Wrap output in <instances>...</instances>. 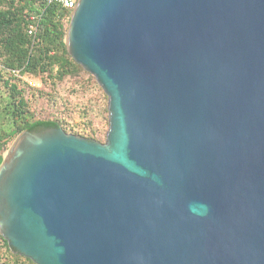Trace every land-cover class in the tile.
Here are the masks:
<instances>
[{
    "label": "water",
    "instance_id": "obj_1",
    "mask_svg": "<svg viewBox=\"0 0 264 264\" xmlns=\"http://www.w3.org/2000/svg\"><path fill=\"white\" fill-rule=\"evenodd\" d=\"M104 142L3 146L0 232L36 264H264V0H78L64 36Z\"/></svg>",
    "mask_w": 264,
    "mask_h": 264
},
{
    "label": "trees",
    "instance_id": "obj_2",
    "mask_svg": "<svg viewBox=\"0 0 264 264\" xmlns=\"http://www.w3.org/2000/svg\"><path fill=\"white\" fill-rule=\"evenodd\" d=\"M68 15L48 0H0V150L23 130L51 127L104 140L105 130L99 124L107 127L109 123L108 96L67 51L64 36ZM30 23L36 25L33 33L28 32ZM26 75L41 84H31L23 79ZM62 83L70 93L87 92L85 100L78 103L80 124L70 120V111L65 112L69 104L60 91ZM0 264L36 263L15 252L0 232Z\"/></svg>",
    "mask_w": 264,
    "mask_h": 264
},
{
    "label": "rangeland",
    "instance_id": "obj_3",
    "mask_svg": "<svg viewBox=\"0 0 264 264\" xmlns=\"http://www.w3.org/2000/svg\"><path fill=\"white\" fill-rule=\"evenodd\" d=\"M68 22L66 24V27H68ZM82 76H83V78L86 77V75L83 74V73H82ZM25 78L31 80L34 85H38L39 86L41 84L40 80L37 79V78L36 79H32V78H29L27 75L23 76V79H25ZM59 86H60V91L62 92V95L66 97L67 103L69 104L68 107H66L67 109H66L65 112L68 113V111H70V116H69L70 120L72 122H74V123L80 124L81 123V118H80V114H79L78 103L81 102L82 100H85V98L87 96V92L86 93H81V91L79 90L78 93H70L69 89H68L69 87L67 86L66 83H62ZM42 106L45 107V103L44 102L42 103ZM47 109L49 111H52L53 108H52V106L48 105ZM99 126L101 127V129L105 130L104 134H105V138H106V132L108 131L109 125L107 124V127H106L105 124L100 123ZM105 138H104V140L102 142L105 141ZM12 140L9 142V144L7 146L10 145ZM0 153L3 154V147L0 150Z\"/></svg>",
    "mask_w": 264,
    "mask_h": 264
},
{
    "label": "built area",
    "instance_id": "obj_4",
    "mask_svg": "<svg viewBox=\"0 0 264 264\" xmlns=\"http://www.w3.org/2000/svg\"><path fill=\"white\" fill-rule=\"evenodd\" d=\"M77 2H78V0H48V3H56V4L61 6L63 9H65L69 13L68 21L70 19V16H71V13H72L73 9L77 5ZM33 19H34V17L31 16V20H33ZM35 27H36V25L34 23H30L28 32L29 33H33L34 30H35ZM25 79L28 80L27 78H25ZM29 82L31 84H33L31 80H29Z\"/></svg>",
    "mask_w": 264,
    "mask_h": 264
},
{
    "label": "flooded vegetation",
    "instance_id": "obj_5",
    "mask_svg": "<svg viewBox=\"0 0 264 264\" xmlns=\"http://www.w3.org/2000/svg\"><path fill=\"white\" fill-rule=\"evenodd\" d=\"M43 130V129H42Z\"/></svg>",
    "mask_w": 264,
    "mask_h": 264
}]
</instances>
